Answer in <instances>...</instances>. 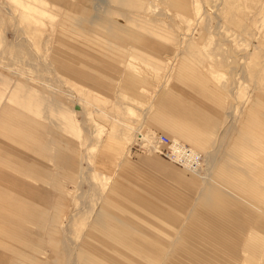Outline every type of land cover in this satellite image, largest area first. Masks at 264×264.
Here are the masks:
<instances>
[{"label":"rangeland","instance_id":"rangeland-1","mask_svg":"<svg viewBox=\"0 0 264 264\" xmlns=\"http://www.w3.org/2000/svg\"><path fill=\"white\" fill-rule=\"evenodd\" d=\"M185 97L214 128L189 123ZM0 130V264H88L81 250L92 246L104 253L95 264H122L103 234L83 237L115 187L123 218L134 208L135 224L171 216L154 231L181 241L164 239L160 262L182 264L199 245L224 264L236 254L254 264L264 251V0H0ZM139 132L192 146L202 168Z\"/></svg>","mask_w":264,"mask_h":264},{"label":"bare ground","instance_id":"bare-ground-1","mask_svg":"<svg viewBox=\"0 0 264 264\" xmlns=\"http://www.w3.org/2000/svg\"><path fill=\"white\" fill-rule=\"evenodd\" d=\"M215 76L217 77L218 80L221 78L220 74H217ZM7 129H9V128L7 127ZM3 130H5V129H3ZM137 136H138L137 140L141 141L142 143H144L147 146H150L149 143H153L154 145L151 144V146H154L155 150L157 152H159L158 148H160V146L157 145V142H158L157 136L154 140L152 138H149L148 136H147L148 137L147 138L146 136H144L142 134V132H139L137 134ZM171 142H172L171 144H173L177 148L172 149L173 153H174V158L167 156L168 158L172 159V161L176 162L177 164H179V165H181V166H183L189 170H192L194 173H196V171L198 172L202 168L204 158L200 152H198L194 148L190 147L189 145L181 143L179 141L171 140ZM185 145L189 146V149L192 153L191 156H190V154H189V156H186V154L182 151V148H180V147H184ZM160 154H162V153H160ZM196 154H198L199 159H197L195 157ZM2 159H3V155H0V160H2ZM179 159L182 161H180ZM193 159H196V161L193 162ZM122 163L123 162H121L120 164H122ZM21 169L24 170L23 167H21ZM1 170H2V166L0 164V176L2 175ZM23 174L27 176L26 172H24ZM17 180H19V179H17ZM25 187L28 190L31 189V192H34L37 196L39 195L37 187H35L33 185L29 186L28 184L25 185ZM119 189H120L119 187H115L110 194L107 192V195L109 194V197L107 198V195H106L104 207L102 206V209L97 210L96 213L94 211L95 215L97 214V217H93V222H94L93 225H91L89 227V229L84 233V236H83L86 240V243L91 245V240L94 237H97L98 235L101 236V234H103L104 235L103 238L105 240L103 243L106 246H109V249L113 250L114 254H118L119 256L126 257L124 259L125 261L122 262V264H164V262H165V264H168L167 260H165L164 262H160L162 260V257H163V256L161 257V254H160V250L163 249L161 247V245L164 242H166V241H164V239H166L169 242H171L173 244V246H175L176 244H179V242L181 241V238L178 237L176 234L174 236V238L172 239L171 238V236L173 234L172 229L161 230L160 234L158 232H155L157 230L154 229L155 225L162 224L163 221L164 222L168 221L166 219V218H168V216L164 215L163 213H161V215L158 217H155V215L154 216L150 215V217H148L146 220L147 221L146 223H148V225H146V227H142L139 224H135L134 214H137V210L134 208L133 211H131L132 213H130V212L126 213V214H128L127 217H124L127 220L126 221L125 219H123L122 215L119 216L117 213H114L112 210H110L108 207L109 205L106 206L107 199H108V202H111L115 197H117V198H119V205H120V207H122V200L124 199V195L120 191L121 189L120 190ZM1 191L3 192V190H1ZM1 191H0V194H1ZM29 192H30V190H29ZM132 196H135V194L133 193ZM47 197H50V196H48V195L42 196V198H45V199H47ZM105 207H106V209H105ZM153 209L155 210V208H153ZM159 212H161V209L156 208V213H159ZM111 214H113L114 216H112ZM131 215H133L134 217L132 216L133 218H130ZM122 221L126 222L127 224H125ZM139 221H141V220H139ZM139 221H138V223H140ZM141 222H144V220ZM159 228H161V227H159ZM219 228L220 229L223 228V231L225 233L226 232L230 233V235L228 234L229 236H231L232 234H235V232L232 231V229L234 230V228H232L231 226L219 227ZM226 228H228L230 230H226ZM142 229H144L146 232ZM116 231H118L119 234H117ZM86 233H87V237L85 236ZM144 233L148 234L147 237L144 235ZM155 233H156V235H155ZM204 234H206V233H204ZM223 237L226 238L225 235H223ZM183 241H184V238H183ZM181 243H183V242H181ZM181 245L182 244H180V246ZM205 245L207 247H209V244H205ZM136 247H138V248H136ZM85 249L86 250H81V251L85 252L86 261L88 260L87 261L88 264H95L96 261H99V260H102L104 262V258L98 257L99 254H104L102 251L97 250V249H95V251H94L93 246H92V248L90 247V249H88V250H87V247ZM185 249H186V252L184 254L185 256L182 259L179 258L182 261V264H195L194 262H198L197 264H224L225 260H223L220 256L217 257V255H219V253L213 249H211L209 251V255H205V254L201 253L198 249L203 251V247L199 246V245L197 246V251H194V250L190 251V248H188V246H186ZM246 251H250V249L249 250L246 249ZM257 252H258V255L256 257L257 260L255 258L254 264H264V251L261 249V250H258ZM76 253L77 252L75 251V254ZM170 253L172 254V253H174V251H172L170 249ZM93 254H94V256H93ZM171 254H169V255H171ZM119 256H115V257L118 258ZM237 256H238V254H236L234 257L230 258V259H232L230 261V264H234V263L235 264H244V262L246 264L248 263V261L243 262L244 257L242 259H240V257H237ZM167 257H169V256H167ZM91 260H92V262H90ZM117 263L120 264V262L118 260H117ZM180 264H181V262H180Z\"/></svg>","mask_w":264,"mask_h":264},{"label":"crops","instance_id":"crops-1","mask_svg":"<svg viewBox=\"0 0 264 264\" xmlns=\"http://www.w3.org/2000/svg\"><path fill=\"white\" fill-rule=\"evenodd\" d=\"M190 55V54H189ZM190 57V56H189ZM184 105H182V111H183V115L189 117V123L190 124H199L200 126H204V128H208V129H211V128H214L215 127V122H211V120H213V118L211 117V111H209L208 108L207 111L208 112H203V113H199V109L197 107H194L192 104L194 103L192 99L190 98H186L185 97V101H184ZM182 115V117L184 118V116ZM198 120V121H197ZM185 120H183L184 122ZM251 126L255 127L254 126V123L251 124ZM255 128H252V132H255L254 130ZM185 131H187V128L184 129ZM213 130V129H212ZM196 139V138H195ZM196 142H199L198 139L196 140ZM190 146V145H189ZM192 147V146H191ZM12 165V164H11ZM41 177V176H40ZM21 180V178H19ZM30 179V177L28 178ZM115 185V184H114ZM110 210H112L114 213H121L120 211V205H119V198L115 197L110 205L108 206ZM162 212L166 213L164 210H161ZM119 215V214H118ZM120 216V215H119ZM168 217H171L169 215H166ZM125 219V218H123ZM126 220V219H125ZM127 221V220H126ZM124 222V221H122ZM125 224H127L126 222H124ZM139 224V223H138ZM143 224V225H142ZM141 225L142 227H146V225H148V223L146 222H141ZM154 225V224H153ZM154 227L156 228H159L161 227V224H157L155 225ZM221 227H226L225 225L221 226Z\"/></svg>","mask_w":264,"mask_h":264},{"label":"built area","instance_id":"built-area-1","mask_svg":"<svg viewBox=\"0 0 264 264\" xmlns=\"http://www.w3.org/2000/svg\"><path fill=\"white\" fill-rule=\"evenodd\" d=\"M157 137H158L157 138V140H158L157 145L160 146V148H158L159 153H162L163 155L165 154L166 156L174 158V153H173L172 149L177 148V147L174 146L173 144H171L172 142H171L170 138L165 134H159V135H157ZM180 148H182V151L186 154V156H189V154L191 156L192 153L189 149V146L185 145L184 147H180ZM195 157L197 159H199L198 154H196ZM180 161H182V160H180ZM195 161H196V159H193V162H195Z\"/></svg>","mask_w":264,"mask_h":264}]
</instances>
